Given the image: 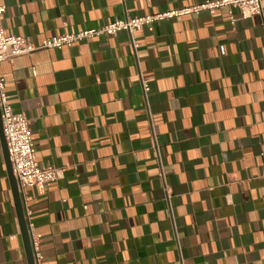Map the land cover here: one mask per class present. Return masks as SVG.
Instances as JSON below:
<instances>
[{
	"label": "crops",
	"instance_id": "1",
	"mask_svg": "<svg viewBox=\"0 0 264 264\" xmlns=\"http://www.w3.org/2000/svg\"><path fill=\"white\" fill-rule=\"evenodd\" d=\"M204 1L2 0V27L40 45ZM0 74L37 164L64 169L26 190L41 264H264V0L249 18L202 11ZM0 264H28L1 138Z\"/></svg>",
	"mask_w": 264,
	"mask_h": 264
},
{
	"label": "built area",
	"instance_id": "2",
	"mask_svg": "<svg viewBox=\"0 0 264 264\" xmlns=\"http://www.w3.org/2000/svg\"><path fill=\"white\" fill-rule=\"evenodd\" d=\"M263 0H206L201 4L171 9L144 16L114 18L95 29L81 30L75 33H63L45 39L40 45L29 42L23 36L7 35L2 27L5 8L0 0V65L2 62L17 56L30 54L44 49L60 50L70 48L74 44L98 37H110L119 32H125L130 37L154 23L174 18L198 14L208 11L213 14L217 9L227 7L229 10L238 9L241 18H249L261 13ZM229 14H231L229 12ZM233 21V18H231ZM135 47V43L133 45ZM144 93L148 91L146 81L141 82ZM0 121L6 142L12 175L16 181L17 190L22 198L24 217L27 222L28 234L32 242L34 264H41L42 255L37 241L32 234V224L29 221L30 212L25 206L26 190L31 187L42 188L45 184L56 182L63 177L64 169L47 166L41 168L36 161L31 136L29 120L21 113L12 110L5 92V79L0 74ZM264 180V153L261 154Z\"/></svg>",
	"mask_w": 264,
	"mask_h": 264
},
{
	"label": "water",
	"instance_id": "3",
	"mask_svg": "<svg viewBox=\"0 0 264 264\" xmlns=\"http://www.w3.org/2000/svg\"><path fill=\"white\" fill-rule=\"evenodd\" d=\"M0 138L2 142V149H3V154L5 157L7 175H8V179L10 183L11 193H12V197L14 201V206H15V211H16L19 227L21 230V236H22V241H23V246H24L27 262L28 264H34L33 252H32V242L28 234L27 222L24 217L23 202L17 190L16 181L12 175L11 163H10L8 151L6 148L5 138L2 132L1 121H0Z\"/></svg>",
	"mask_w": 264,
	"mask_h": 264
}]
</instances>
